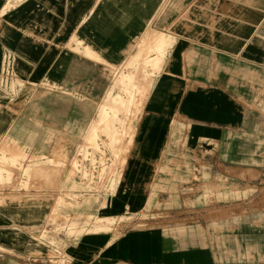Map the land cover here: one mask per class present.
I'll list each match as a JSON object with an SVG mask.
<instances>
[{
	"label": "crops",
	"instance_id": "crops-1",
	"mask_svg": "<svg viewBox=\"0 0 264 264\" xmlns=\"http://www.w3.org/2000/svg\"><path fill=\"white\" fill-rule=\"evenodd\" d=\"M149 32L170 42L148 93L155 104H167L166 118L151 116L140 125L156 138L149 144L141 136L137 145L185 147L189 161L198 160L215 186L264 188V0H0V71L7 54L11 80L20 85L12 93L0 88L6 157L25 151L66 160L89 130L98 103L106 94H121L114 70L136 55ZM6 204L0 209L7 213L43 216L47 209L41 202ZM261 220L252 224L257 230L247 228L264 242ZM190 234L109 236L95 260L211 264L207 242ZM218 236L211 240L218 243ZM212 244L214 264L264 262V250L225 257Z\"/></svg>",
	"mask_w": 264,
	"mask_h": 264
},
{
	"label": "rangeland",
	"instance_id": "rangeland-1",
	"mask_svg": "<svg viewBox=\"0 0 264 264\" xmlns=\"http://www.w3.org/2000/svg\"><path fill=\"white\" fill-rule=\"evenodd\" d=\"M154 36L145 33L136 55L114 70V89L121 94H106L98 103L89 130L66 160L49 161L25 151L6 157L9 147L0 148V206L7 200L16 206L30 201L47 205L43 216L0 209V264H98L95 256L109 236L116 240L135 232L180 238L184 232L195 234L207 242L211 264L219 262L210 254V243L225 257L264 250V242L247 228L249 223L257 230L252 224L264 219L262 186H215L198 160L189 161L185 147L137 145L143 143L141 136L149 144L156 138L151 128L144 134L140 125L151 116L166 118L167 104H155L148 94L164 60L155 67L157 51L149 50L158 44ZM122 75L128 80L125 88L115 83ZM0 88L12 93L20 85L2 82L0 75ZM215 235L218 243L211 240ZM111 263L149 264L141 259Z\"/></svg>",
	"mask_w": 264,
	"mask_h": 264
},
{
	"label": "bare ground",
	"instance_id": "bare-ground-1",
	"mask_svg": "<svg viewBox=\"0 0 264 264\" xmlns=\"http://www.w3.org/2000/svg\"><path fill=\"white\" fill-rule=\"evenodd\" d=\"M153 40H155V42L156 41H158V44H156V45H154V46H152V47H150V49L149 50H151L152 52H154L155 51V54H156V51H157V56L158 57H156L155 59H154V65H155V67H156V65H157V61L160 63V61H161V59L162 58H165V56H166V52H167V47L169 46V38H168V36L167 35H164V34H159V35H155L153 38H152ZM146 50H148V48L146 49ZM148 52V51H147ZM116 83V85H120V86H122V88H125L126 87V85L128 84V80H126V77L124 76V75H122L119 79H117V81L115 82ZM151 85H152V83H151ZM119 86V88H121ZM118 87V86H117ZM147 87H148V85H147ZM128 88H130V87H128ZM129 90V89H128ZM115 91H117V90H115ZM113 96H114V94H112ZM112 96V97H113ZM121 100H123V99H121ZM124 101V100H123ZM125 102V101H124ZM121 103V102H120ZM123 103V102H122ZM101 112H103V110H100L99 112H98V115H97V118H96V121H95V123L98 121V118L100 117V115H101ZM99 122V121H98ZM94 125V124H93ZM94 127V126H93ZM91 131V130H90ZM89 134V133H88ZM151 136V135H150ZM154 137V136H153Z\"/></svg>",
	"mask_w": 264,
	"mask_h": 264
},
{
	"label": "built area",
	"instance_id": "built-area-1",
	"mask_svg": "<svg viewBox=\"0 0 264 264\" xmlns=\"http://www.w3.org/2000/svg\"><path fill=\"white\" fill-rule=\"evenodd\" d=\"M1 80L5 83L8 82V80L12 79V71H11V58L9 55L4 54L2 56V64H1Z\"/></svg>",
	"mask_w": 264,
	"mask_h": 264
}]
</instances>
